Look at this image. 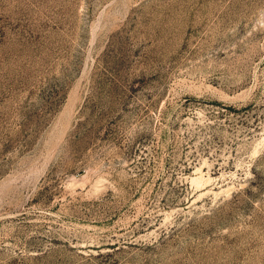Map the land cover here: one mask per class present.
Listing matches in <instances>:
<instances>
[{
	"label": "rangeland",
	"instance_id": "374dc122",
	"mask_svg": "<svg viewBox=\"0 0 264 264\" xmlns=\"http://www.w3.org/2000/svg\"><path fill=\"white\" fill-rule=\"evenodd\" d=\"M0 264H264V0H0Z\"/></svg>",
	"mask_w": 264,
	"mask_h": 264
}]
</instances>
